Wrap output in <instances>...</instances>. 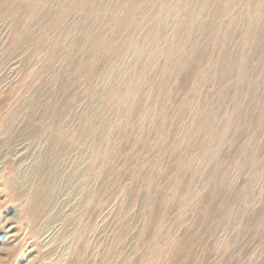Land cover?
Returning <instances> with one entry per match:
<instances>
[{"label": "rangeland", "instance_id": "374dc122", "mask_svg": "<svg viewBox=\"0 0 264 264\" xmlns=\"http://www.w3.org/2000/svg\"><path fill=\"white\" fill-rule=\"evenodd\" d=\"M0 264H264V0H0Z\"/></svg>", "mask_w": 264, "mask_h": 264}]
</instances>
